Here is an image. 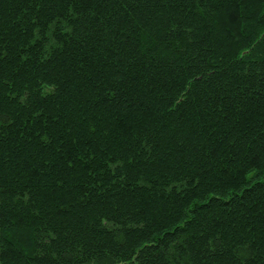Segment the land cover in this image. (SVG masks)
<instances>
[{
	"label": "trees",
	"instance_id": "trees-1",
	"mask_svg": "<svg viewBox=\"0 0 264 264\" xmlns=\"http://www.w3.org/2000/svg\"><path fill=\"white\" fill-rule=\"evenodd\" d=\"M0 264H264V0H0Z\"/></svg>",
	"mask_w": 264,
	"mask_h": 264
},
{
	"label": "snow or ice",
	"instance_id": "snow-or-ice-1",
	"mask_svg": "<svg viewBox=\"0 0 264 264\" xmlns=\"http://www.w3.org/2000/svg\"><path fill=\"white\" fill-rule=\"evenodd\" d=\"M152 0H144L145 5L147 6V4L151 3ZM141 19H144V16H141Z\"/></svg>",
	"mask_w": 264,
	"mask_h": 264
}]
</instances>
